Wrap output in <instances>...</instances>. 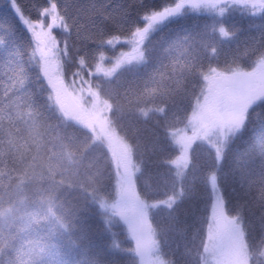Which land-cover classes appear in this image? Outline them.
I'll use <instances>...</instances> for the list:
<instances>
[{"label": "trees", "instance_id": "trees-1", "mask_svg": "<svg viewBox=\"0 0 264 264\" xmlns=\"http://www.w3.org/2000/svg\"><path fill=\"white\" fill-rule=\"evenodd\" d=\"M180 1L70 0L68 35L63 25L38 15L46 0H21L25 14L46 34L48 57L25 25L17 24L5 37L7 25L0 22V130L7 135L4 157L13 173L0 183V264H46L54 258L69 264H147L145 250L139 247L141 257L136 251L140 242L155 264H205L211 185H198L200 195L172 211L169 200L177 198L194 167L206 170L205 161L220 149L225 150L218 185L222 213L241 223L247 264H264L259 225L254 233L249 229L264 205V147L254 145L252 134L257 120H264V94L242 110L243 126L218 150L193 137L186 166L175 163L184 150L176 133L191 131L193 112L207 102L206 74L239 71L242 84L261 74L264 13L238 0H225L220 14L179 7L136 35L151 13ZM56 2L62 6L66 0ZM126 53L135 58L120 61ZM114 62L118 66L111 70ZM49 63L54 71L47 77ZM86 88L109 104L107 120L129 148L135 166L131 199L117 195L116 161L104 149L107 143L98 147L94 132L70 120L55 99L56 90L74 99ZM34 166L50 176L20 178ZM29 205L42 216L26 219ZM130 207L133 217L142 212L145 241L134 237Z\"/></svg>", "mask_w": 264, "mask_h": 264}, {"label": "rangeland", "instance_id": "rangeland-1", "mask_svg": "<svg viewBox=\"0 0 264 264\" xmlns=\"http://www.w3.org/2000/svg\"><path fill=\"white\" fill-rule=\"evenodd\" d=\"M238 1H247V4L251 6L252 9H257L253 7L252 0ZM224 2L225 0H181L179 6L173 7L175 9L174 11L167 12L160 19L155 21L150 22L148 19L147 25L142 30L138 31L136 35H142L153 26L162 22L169 14H174L183 7L189 6L190 8L201 12L216 11L220 14L224 11L222 7ZM26 27L28 28V26ZM28 30L33 33L29 28ZM36 43L40 53L43 56L48 57L49 53L45 51L43 43L38 39H36ZM133 58H135L133 53H126L123 56V60L120 61L125 62L126 60ZM111 66V70L115 69L118 66V62H114ZM53 71L54 67L52 66V63L47 64L44 71L47 74V77L51 75ZM260 71L261 74L258 73L254 76L251 75L253 77L247 76L248 79L245 80L246 82H244V84L241 83V87L235 86L230 93H228L229 91L225 92V88H222L223 93L221 90L217 91L216 96L219 95L217 101L213 100V97L215 96L214 90L207 91V102H201L198 104L191 116L190 126L192 130L188 132L184 128L175 135L176 142L180 144L182 150L184 149L181 156L175 160L177 165L183 167L186 166L188 161V150L186 149L190 147L193 137L202 138L204 142L212 145L218 150L222 146L225 137L236 131L235 126L231 124L232 116L237 112L242 111L245 107L250 105L251 102L257 100L264 94V68ZM221 73L222 72L219 70H210L205 76L206 85L217 76H220ZM55 99L62 107L63 113L66 114L70 120L76 122L86 130L94 132V141L98 147L100 146L101 148L104 143H107V146H104V149L108 150L109 153H112L113 159L116 161L114 169L117 177V195L121 200L124 199L126 195L131 199L133 196L132 175L135 166L131 163L127 144L119 137L114 127H112L107 120L109 104L88 88L82 89V92L74 99L69 96H64L61 91L56 90ZM252 134L254 145L264 147V120H257V123L253 125ZM7 146V135L3 130H0V183L7 182L9 178L13 176V173L7 166L8 159L7 157H4L5 154L8 153ZM27 172L28 173L22 174L20 178L28 175L29 178L38 180L50 176L44 174V171L36 166L32 167V169ZM57 174L61 176L62 172L58 171ZM141 213V210L138 209L136 214L139 217H133L135 216V211L130 207L126 214L129 215V218L131 217L130 224L132 226L131 229L133 230L134 237L145 241L147 239V232L144 226V219L140 216ZM42 214L43 211L39 210L37 206L29 205L27 208H24L23 216L29 220L36 219L37 217L42 216ZM214 216L232 220V218H228L222 213V207H215L213 202L211 221ZM236 228L237 231L231 239L227 236H223L215 246H213V243L210 241V232L208 229L205 245V264H247L244 234L241 223L238 220H236ZM139 247L141 250H145V253L142 254L144 262L147 264H155L148 256V248L143 246L142 242H140V246L136 243V251L138 255L141 257ZM46 264L69 263L65 259L54 258L47 261Z\"/></svg>", "mask_w": 264, "mask_h": 264}, {"label": "snow or ice", "instance_id": "snow-or-ice-1", "mask_svg": "<svg viewBox=\"0 0 264 264\" xmlns=\"http://www.w3.org/2000/svg\"><path fill=\"white\" fill-rule=\"evenodd\" d=\"M70 4V0H66V2L61 6L56 2V0H46L45 6L39 10V16H46L49 18V21H55V24L59 23L63 25L64 28L67 29V34L70 35L73 26L72 22L69 20L67 16V9ZM58 9L63 13L61 16L58 13ZM174 8H166L162 12H153L148 16V19L151 21H155L160 19L164 14L169 11H174ZM79 11V9H78ZM23 9V3L21 0H0V22L4 25H7V28L4 30V36L8 37L14 34L15 28L17 24H23L28 26V28L33 32L36 39L40 40L42 43L46 39V34L40 31V24L35 23L29 17L31 13H27ZM264 28V25H261ZM223 32V29H221ZM225 151L224 149H220L217 151L215 157L210 161H205L209 165V167L201 171V165L197 164L193 169V174L188 178L187 184H182V190L177 194V198L175 200H169V211L175 207L178 203H183L184 201L192 200L198 197V185L204 184L205 186L211 185V192L208 193L207 199L211 202H214V206L217 208L223 207L225 204V200L222 195V189L219 188V175H220V167L223 163V158L221 153ZM209 173H212L209 175ZM262 211L259 216H253L249 221V229L254 233L259 225L260 229V240L264 242V205L261 206ZM172 221L178 219L177 216H173L170 218ZM236 219L233 218L229 220L227 218H218L213 217L212 221L209 225L210 232V241L215 246L218 241L223 236H227L231 239L236 231Z\"/></svg>", "mask_w": 264, "mask_h": 264}, {"label": "water", "instance_id": "water-1", "mask_svg": "<svg viewBox=\"0 0 264 264\" xmlns=\"http://www.w3.org/2000/svg\"><path fill=\"white\" fill-rule=\"evenodd\" d=\"M241 73H230V74H224L217 76L212 82H210L206 89H212L215 87L216 89H221L224 85H231L234 84L237 87H241ZM245 115L242 111L237 112L235 115L231 118V123L233 126H235L237 129L241 128L245 122Z\"/></svg>", "mask_w": 264, "mask_h": 264}, {"label": "flooded vegetation", "instance_id": "flooded-vegetation-1", "mask_svg": "<svg viewBox=\"0 0 264 264\" xmlns=\"http://www.w3.org/2000/svg\"><path fill=\"white\" fill-rule=\"evenodd\" d=\"M245 2L247 3V1H245ZM251 2H253V7L257 8L255 10H253V13H259V14L264 13L263 11H261V9L264 8V0H252ZM254 5H256V6H254ZM224 88L223 89L226 91H232L235 88V86L234 85H228V86H225ZM220 90H222V89H220Z\"/></svg>", "mask_w": 264, "mask_h": 264}]
</instances>
